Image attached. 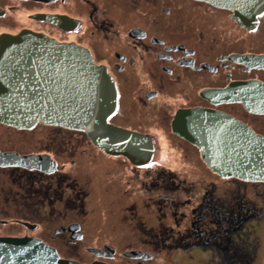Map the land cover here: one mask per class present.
Instances as JSON below:
<instances>
[{"label": "flooded vegetation", "instance_id": "obj_1", "mask_svg": "<svg viewBox=\"0 0 264 264\" xmlns=\"http://www.w3.org/2000/svg\"><path fill=\"white\" fill-rule=\"evenodd\" d=\"M15 1L29 7L56 5L26 9L27 24L19 31L46 34L44 23L34 27L28 18L56 14L58 21L48 23L73 38L71 33L82 27L75 13L87 16L95 25L87 42L51 37L86 47L93 62L105 68L117 93L107 123L146 136L153 153L141 164L99 147L93 134L81 129L0 122L15 131L32 130L37 123L51 127L41 137L23 140L29 146L23 150L0 146V238L40 241L61 259L83 264H114L117 256L126 264H146L154 256L143 246L166 257L188 253L185 260L194 263L205 241L221 240L232 264L237 253L230 246L233 230L253 215L251 207L256 210L241 192L247 181L212 171L200 149L173 129L192 123L185 110L204 108L223 112L264 138V0ZM254 10L259 12L255 17ZM4 12L0 8V15ZM258 93L261 110L249 108ZM162 142L188 169L151 165ZM205 169L216 177L192 198L186 175ZM217 178L226 179L222 188ZM217 189L224 190L222 196ZM85 240L96 243L85 247L92 257L88 262L61 253L63 243L71 253ZM121 242H127L124 249Z\"/></svg>", "mask_w": 264, "mask_h": 264}, {"label": "water", "instance_id": "obj_2", "mask_svg": "<svg viewBox=\"0 0 264 264\" xmlns=\"http://www.w3.org/2000/svg\"><path fill=\"white\" fill-rule=\"evenodd\" d=\"M258 13L254 10L252 15ZM33 17L53 23L59 19L56 14ZM241 57L247 61L246 55ZM254 89L261 90L255 86ZM206 96L213 100L212 93ZM116 97L106 70L94 65L80 45L58 42L27 29L17 34H0V122L29 127L42 121L81 129L93 134L94 142L106 151L122 152L145 164L153 153L151 140L106 121L109 109L116 105ZM259 97L260 93L253 99L254 107L249 108L261 110ZM243 101L248 106L247 100ZM185 111L186 119L192 123L173 130L200 149L212 171L222 177L264 181V138L223 112L204 108ZM0 264L83 263L61 259L55 249L40 241L0 238Z\"/></svg>", "mask_w": 264, "mask_h": 264}, {"label": "rangeland", "instance_id": "obj_3", "mask_svg": "<svg viewBox=\"0 0 264 264\" xmlns=\"http://www.w3.org/2000/svg\"><path fill=\"white\" fill-rule=\"evenodd\" d=\"M12 6V7H10ZM53 4L50 5H35V6H24L22 2H18L15 0H0V8L5 9L4 14L0 15V32L1 31H7V32H14L11 34H17L19 32V29L22 28V26L26 23L27 17L26 13L24 14V11H28L26 9H30V12H34L36 10L41 11V9H49L54 8ZM63 7V6H62ZM78 17L81 19L82 27L78 30L75 34L71 33L73 38L70 37V31H62L58 28H55L52 24H49L48 21H37L33 19L32 17H29L31 21V26L39 27L38 23H44L45 26L42 28L46 34L50 36H54L55 38L59 40H65V41H80L87 42L90 38V31L93 30L95 25H92L93 23L88 22L87 16L83 13H75ZM35 20V21H34ZM87 20V21H85ZM42 122V121H38ZM50 124V123H48ZM48 126L42 125L41 123H37L36 127H34L32 130L28 131H15L13 128H9L3 124H0V146L4 148H17V149H25L29 146L22 145L24 143L23 140L30 139V138H36L41 137L45 132L49 130ZM69 128V127H68ZM168 141V140H167ZM169 145V143H168ZM178 153H174L173 149L169 146H167L164 142H162V145L158 148L157 154L155 159L151 162V165H155L157 168H181L182 170L188 169V165L186 166V163L184 161L179 162ZM150 166V165H149ZM146 166V167H149ZM146 167H143L142 169H145ZM180 170V169H179ZM214 177H216L215 174L210 175L207 172V169H205L204 173H199L198 175H186V180L189 183H192L191 187V194L189 196H192V198L200 195L203 188H205L207 181L212 180ZM142 180L144 179L141 178ZM147 180V178H145ZM226 179L223 178H217L215 179V183L222 188V186L225 184ZM143 182H141V186L143 187ZM250 181L248 180L246 185L247 188L244 189L241 186V192L245 194L247 200L251 201L256 210H253V207H251V212L253 215L249 216L247 219H245L242 223L238 225L237 228L233 230V235L231 238V250H233L232 247L238 246L237 255L234 258V263L232 264H264V191L257 189L258 191L254 190L251 186ZM254 186H264L262 183L253 184ZM237 189H240V187H237ZM224 191V190H222ZM222 191H219L217 189V193L222 196ZM148 196V195H147ZM197 198V197H196ZM251 213V214H252ZM103 241L99 242L102 243ZM205 245H203L199 253L195 257V262L190 263L189 260L190 256L188 253L184 254V257L187 259L185 260L182 256H164V254L154 253L152 247L143 246L142 248H145L149 251H152L154 259L151 261H145L146 264H227L228 259L225 257L227 252L224 251L225 245L221 240H218L217 242H214V244L209 243L208 241L204 242ZM90 244H96L93 240H85L82 242H77L76 247H74V250L69 253L68 251H65V243L62 245V254L66 253V256L68 254L79 258L83 262H88L92 257L87 253L85 247ZM127 245V242H121L120 243V249H124ZM134 246V243H129L128 246ZM127 246V247H128ZM125 260V259H123ZM122 260V256H117L114 260V264H126ZM130 264V263H128Z\"/></svg>", "mask_w": 264, "mask_h": 264}, {"label": "clouds", "instance_id": "obj_4", "mask_svg": "<svg viewBox=\"0 0 264 264\" xmlns=\"http://www.w3.org/2000/svg\"><path fill=\"white\" fill-rule=\"evenodd\" d=\"M217 4V3H216ZM218 5V4H217ZM47 21V20H46ZM51 22V21H50ZM53 23V22H52ZM11 34V33H10ZM44 34V33H43ZM47 35V34H46ZM49 36V35H48ZM49 37H51V36H49ZM53 38V37H52ZM55 39V38H54ZM56 40V39H55ZM58 42H61V41H58ZM75 43V42H74ZM75 44H77V43H75ZM77 45H80V44H77ZM81 47H83L85 50H87V52L89 53V55H90V57H91V59H92V56H91V54H90V52H89V50L86 48V47H84V46H82V45H80ZM113 84H114V82H113ZM239 246V245H238ZM235 247H237V246H235ZM235 247H233V248H235Z\"/></svg>", "mask_w": 264, "mask_h": 264}, {"label": "bare ground", "instance_id": "obj_5", "mask_svg": "<svg viewBox=\"0 0 264 264\" xmlns=\"http://www.w3.org/2000/svg\"><path fill=\"white\" fill-rule=\"evenodd\" d=\"M88 69H89V68H88ZM88 69H87V70H88ZM214 136L217 138V135H215V133H214Z\"/></svg>", "mask_w": 264, "mask_h": 264}, {"label": "trees", "instance_id": "obj_6", "mask_svg": "<svg viewBox=\"0 0 264 264\" xmlns=\"http://www.w3.org/2000/svg\"><path fill=\"white\" fill-rule=\"evenodd\" d=\"M237 250H238V246L237 247H235Z\"/></svg>", "mask_w": 264, "mask_h": 264}]
</instances>
